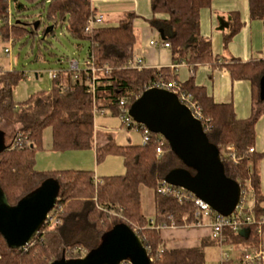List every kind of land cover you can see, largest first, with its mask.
<instances>
[{"label": "trees", "instance_id": "obj_1", "mask_svg": "<svg viewBox=\"0 0 264 264\" xmlns=\"http://www.w3.org/2000/svg\"><path fill=\"white\" fill-rule=\"evenodd\" d=\"M213 1L151 0L150 23L163 31L161 40L169 43L174 65L187 62L194 71L199 66L211 65L226 70L232 81L250 83L251 114L239 119L233 104L216 103L194 78L180 82L202 110L204 132L219 151L223 175L254 200L256 223L248 228V237L226 231L231 245L253 251L260 249L258 229L264 230V195L258 168L264 154L254 149L256 124L264 116L259 89L264 60L243 62L214 54L212 41L201 33V12L210 8ZM12 2L14 9H10ZM248 8L251 21L264 22V0H248ZM31 11L37 15L31 16ZM94 15L91 0H0L2 42L25 41L33 46L48 42L57 28H65L73 38L88 43V58L93 57L97 67L111 68L109 75H99L94 93L86 85L91 77L89 71H70L67 67L59 79L53 80L50 93H37L21 102L16 101L14 93L26 79L25 73L0 68V128H16L11 142L0 153V185L10 205L15 206L45 181H54L58 185V199L50 215L60 220L52 227L45 224L25 248L9 247L0 235V264H50L83 258L99 248L116 225H126L138 234L151 264H205V248L218 241L209 238L200 247L168 249L162 239L158 227L172 222L177 227L193 224L197 207L190 200L161 194L158 189L172 171L185 169L195 176L197 169L172 152L167 141L162 155L157 156L155 134L145 145L121 146L109 141L96 148L98 162L108 155L121 156L126 169L123 175L95 178L92 172L62 170L45 174L35 168L46 129L52 131L54 151L91 149L95 144V112L108 110L118 115L121 100L130 108L154 82H179L168 67H128L137 43L135 13L126 14L117 26H99L87 33L85 28ZM229 16L228 29L223 31L225 50L243 27L239 13ZM252 148L254 152L250 153ZM141 186L155 192L153 219L141 212Z\"/></svg>", "mask_w": 264, "mask_h": 264}, {"label": "water", "instance_id": "obj_2", "mask_svg": "<svg viewBox=\"0 0 264 264\" xmlns=\"http://www.w3.org/2000/svg\"><path fill=\"white\" fill-rule=\"evenodd\" d=\"M164 39L163 31H159ZM260 99L264 100V76L259 82ZM130 117L151 133L162 136L170 149L188 166L196 168L193 176L185 169L169 173L164 182L192 193L222 216H230L240 197V186L227 179L221 168L217 147L205 135L202 122L178 97L164 89H147L129 110ZM0 130V153L6 149ZM58 185L45 181L41 187L10 205L0 185V235L13 249L27 247L47 223L49 213L57 203ZM248 237L249 229L240 231ZM151 264L146 247L138 234L126 225L114 226L104 237L99 248L76 260H63L50 264Z\"/></svg>", "mask_w": 264, "mask_h": 264}, {"label": "rangeland", "instance_id": "obj_3", "mask_svg": "<svg viewBox=\"0 0 264 264\" xmlns=\"http://www.w3.org/2000/svg\"><path fill=\"white\" fill-rule=\"evenodd\" d=\"M92 6L97 8L96 17L100 19L99 26L102 27L117 26L126 14L135 13L134 30L137 45L134 50L138 48L144 51L145 48L150 47V40L162 41L159 30L150 23L153 18L151 0H92ZM10 9H14L13 2ZM29 14L35 17L37 12L31 11ZM220 34L219 46L216 45L218 43L210 40L213 50L216 46L219 47V56L224 57L223 54L227 53L228 50L224 49L223 32ZM238 34L234 39L237 37L240 39ZM25 43V41L14 44L11 42L4 43L0 39V66L6 70L24 72L26 75V79L18 85L14 93V97L18 100H26L41 92L50 93L53 88V80L49 73L67 69L73 60L78 63V70L87 69L85 63L88 59V43L73 38L65 28H57L55 35L48 38V42L42 44L37 42L33 46L30 43ZM6 48L10 49L9 55L5 53ZM214 53L216 54V51ZM37 56L40 60H37ZM94 125L95 135L97 133L107 134L109 140L117 145L142 144V134L135 129H127L121 118L118 115H113L111 111L97 112ZM0 130L3 132V144L7 146L10 143L9 140L13 138L16 128L4 125L1 126ZM35 168L45 174L62 170L92 172L95 178L118 176L126 173L123 158L119 155H108L103 161L98 162L95 144L91 149L86 150L54 151L50 128L44 131L43 147L37 152ZM140 194L141 212L150 218L152 215V192L142 186ZM247 205L252 207V201L250 200ZM241 251V246L211 245L205 248V264H219L223 254L228 255V258L233 261L232 264H238L240 261L237 260V256H240ZM252 252V250L244 251V253L249 254Z\"/></svg>", "mask_w": 264, "mask_h": 264}, {"label": "crops", "instance_id": "obj_4", "mask_svg": "<svg viewBox=\"0 0 264 264\" xmlns=\"http://www.w3.org/2000/svg\"><path fill=\"white\" fill-rule=\"evenodd\" d=\"M92 8L95 9V11L97 9L93 6ZM231 13H239L243 27L238 34L240 39L238 37L235 38L228 46L227 53L223 54L225 59L233 57L241 59L243 62H248L254 59L264 60V22L250 20L248 0H214L210 8L204 9L201 12L202 35L212 39V41L218 43L216 45L219 46L220 33L228 29L229 15ZM162 42L163 41H160V44L157 47L148 46L144 51L137 48L134 50V57L141 58L144 66L147 68H170L172 73L177 75V79L181 83L188 81L190 78H194L195 83L198 86L205 87L207 93L216 103L233 104L236 115L239 119H246L250 116L251 86L248 81H232L226 70L213 68L211 65L199 66L194 71L187 62H183L176 65V70H173L172 67L175 65L172 62L171 50L170 48L163 47ZM218 48L219 47L216 46L214 50L219 56ZM214 50L213 52H215ZM0 68H2L3 71H8L1 66ZM16 101L21 102L24 100L16 99ZM95 136V151L97 147L103 146L111 141L107 134L97 133ZM11 140L12 139L9 141L11 142ZM254 149L256 153L264 154V116H262L256 124V144ZM258 168L260 173L261 192L262 195H264V156L261 159ZM150 192H152V215L148 219H153L155 216V192L153 190H150ZM251 201L254 206V200L252 199ZM143 215L147 217L145 214ZM261 231L259 238L260 248H263L264 230ZM209 233V230L206 229L178 228L175 230H162L161 236L168 249L195 248L200 247L204 239H209ZM241 252H244L243 247ZM237 260H239V256H237ZM230 262V264L233 263L231 260Z\"/></svg>", "mask_w": 264, "mask_h": 264}, {"label": "built area", "instance_id": "obj_5", "mask_svg": "<svg viewBox=\"0 0 264 264\" xmlns=\"http://www.w3.org/2000/svg\"><path fill=\"white\" fill-rule=\"evenodd\" d=\"M99 22L100 19H98L96 15L92 16L87 23L85 31L87 33L92 32L95 28L99 27ZM149 44L150 46L157 47L160 43L155 41H150ZM162 45L165 48H170L169 43L162 42ZM5 53L9 55L10 49L6 48ZM85 66L87 68L86 70L91 73V77L88 80V82H86V85L89 91L94 93L95 82L98 79L99 75L101 73H105L109 75L111 72V68L108 66H104L102 68L97 67L93 57L87 59ZM68 67L70 71H79L78 63L74 60L69 63ZM128 67L137 70H142L143 68H147L144 66L142 59L136 57H133V59L129 62ZM176 68H177L176 65L172 67L173 70H176ZM61 74L62 71L50 72L49 76L52 80H56L61 77ZM151 88L164 89L174 93L178 97L179 101L190 109L193 116L201 121L202 110L200 106L193 100L192 94L182 88V84L180 82L177 81L165 82L164 80H160L158 82H154L148 87V89ZM126 105L127 104L125 100H121L119 102L118 116L121 118L123 125H125L127 129L130 127V129H135L139 131L143 136L142 144L143 145L147 144L150 141L151 135H153V133H151L145 126L136 123L130 117L129 115L130 108H128ZM156 136H157L156 153L157 156H161L164 151L166 140L160 135H156ZM249 152L253 153L254 149L253 148L250 149ZM158 192L161 194H170L179 199L192 201L197 207V211L195 213V222L191 225H186L181 228H197V229L209 230L210 232L209 238L218 241V244L220 246L229 245L233 247V245L229 243V235L226 233V231L231 230L234 233H238L243 229H248L251 225L256 223V220L254 219L253 216V207H249L247 205L251 199L246 195H244V193L242 192H241L240 201L235 211L230 216H222L218 214L208 204L198 199L192 193L183 190L181 188L170 186L164 181L162 182L161 187H159ZM46 224L52 227L54 225L60 224V220L56 216L50 215L49 213ZM158 228L162 231L167 229L175 230L180 227H177L172 222L169 226L163 225ZM261 232L262 231L259 228L258 233L261 234ZM229 262L230 259L228 258V255L223 254L221 256L219 264H227ZM121 264H131V262L128 260L122 262ZM238 264H264V247L253 251L251 254L245 253L242 256L240 262H238Z\"/></svg>", "mask_w": 264, "mask_h": 264}]
</instances>
